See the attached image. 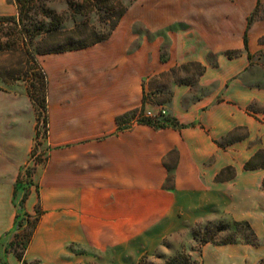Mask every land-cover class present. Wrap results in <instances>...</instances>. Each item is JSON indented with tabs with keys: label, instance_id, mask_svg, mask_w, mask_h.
Here are the masks:
<instances>
[{
	"label": "crops",
	"instance_id": "obj_1",
	"mask_svg": "<svg viewBox=\"0 0 264 264\" xmlns=\"http://www.w3.org/2000/svg\"><path fill=\"white\" fill-rule=\"evenodd\" d=\"M257 5L134 0L107 39L41 56L47 152L34 165L25 208L33 212L40 204L44 213L23 259L8 251L7 264H63L71 242L133 250L156 243L183 221L225 215L249 223L264 239V166L245 167L264 150V113L250 110L254 102L264 104V87L227 86L226 70L212 76L236 58L252 64L248 15ZM17 13L15 0H0V16ZM165 36L171 41L168 59L161 55ZM241 49L232 58L231 51ZM209 52L219 53V65L206 63L201 83L218 80L223 87L187 103L191 87L179 82L167 106L145 104V114L166 108L177 126L131 118L119 127L118 117L143 106L147 79L177 64L206 62ZM36 141L37 110L28 90H0V241L16 227V182L34 147L41 148ZM228 167L233 175L226 171L219 178ZM263 260L264 243L209 241L189 264Z\"/></svg>",
	"mask_w": 264,
	"mask_h": 264
},
{
	"label": "rangeland",
	"instance_id": "obj_2",
	"mask_svg": "<svg viewBox=\"0 0 264 264\" xmlns=\"http://www.w3.org/2000/svg\"><path fill=\"white\" fill-rule=\"evenodd\" d=\"M83 1H91L96 6L90 12L85 10L88 9L87 7L84 8L86 12H81L77 3ZM133 1L29 0L23 6L22 19L19 18V8L18 13L15 15L0 16V90L21 92L32 89L37 94L41 93L38 87L41 84V75L45 72L41 56L56 47V43H61L68 38L71 34L70 31L75 29L77 24L87 23L90 30L94 29L96 33L107 34L111 31L116 20L113 15H117L122 6L128 7ZM246 1L249 8H252L256 0ZM111 3L114 4L112 8ZM53 13L59 15L61 19L57 26L58 31L56 33L58 34L53 33ZM248 16H251L253 21L250 31V49L254 53L252 64L245 67L243 62L236 58L232 60L236 62L226 66V69L224 67L220 70L216 68V72L212 76L218 79L223 75V70H226V75L229 78L227 86L235 83L237 88L244 86L264 87V0H258L255 13L253 15L249 13ZM148 36L155 37L152 34ZM170 44L169 37L165 36L161 51L164 59L170 57ZM243 52L245 50L241 49L231 51L230 54H232V58H235ZM206 63L217 67L219 65V53L209 52L206 62L189 61L188 63L177 64L147 79V91L151 100L159 103L170 96L172 97L173 88L179 82L188 83L191 87L185 98L187 103L216 92L220 87H223L218 80L207 85L201 83V78L207 71ZM198 64H201L204 70L206 67L205 72H201L202 69ZM168 104L169 102L164 103V106ZM163 109L166 110V108ZM250 110H260L264 113V104L254 102L251 104ZM167 116L169 117L166 110V113L162 114L160 119L162 120ZM261 117L264 119L263 114H261ZM39 127H41V133L37 137L35 145L39 144L41 148L36 149L34 147V160L31 159V162L25 168L26 170L24 169L25 171H27V167H34L35 162L43 160L46 156L47 146H45V140L48 132L45 133V124L42 118ZM174 158L175 156L172 155L171 160ZM30 178L25 174L19 184L16 197L19 216L16 219L21 225L16 226L9 235L1 239L0 264H7L6 254L8 251L15 248L21 250L22 244L18 245L17 241H25L24 235L32 230V219L28 220L24 214L27 210L25 203L22 202V197L29 187L27 181ZM171 182L168 181L167 185H170ZM28 213L36 215V211ZM211 214L213 216L219 215V213L214 212ZM254 234L253 230L243 221H237L229 215L215 219L189 220L183 221L181 227L165 233L156 243L140 245L139 248L133 250L131 247L122 248L119 246V248L118 245L101 247L71 242L64 248L63 258L65 262L63 264H187L194 261V257L201 252L202 246L207 240L215 242L223 240L248 241L255 239ZM255 242L264 243V239H256ZM260 264H264V260Z\"/></svg>",
	"mask_w": 264,
	"mask_h": 264
},
{
	"label": "trees",
	"instance_id": "obj_3",
	"mask_svg": "<svg viewBox=\"0 0 264 264\" xmlns=\"http://www.w3.org/2000/svg\"><path fill=\"white\" fill-rule=\"evenodd\" d=\"M18 4V8L20 11V19H22V12H23V6L29 1V0H15ZM78 9L81 10V12H90L93 10L94 6H96L95 3L91 2V1H83L81 3H77ZM111 8L114 6L113 3L110 4ZM87 7L88 9H85L86 11H84V8ZM126 6H122V9L120 11H118L117 15H113L115 16L116 20L114 21V24L112 26L111 31H109L107 34H99L96 33V31L94 29L90 30L89 26L87 25V23H83V24H77V27H75V29H72L70 32L71 34L69 35L68 38H66L63 42L61 43H56V47H53L52 49L48 50L45 53H50V52H59V51H65V50H73V49H80V48H84L87 46H90L92 44H95L97 42L103 41L105 39H107L112 30L117 26V24L119 23L120 19L123 17V15L125 14V12L127 11ZM52 20H53V29L54 32L56 33L57 30V26L59 25L60 22V18L59 15H57L56 13H53L52 15ZM55 21V22H54ZM58 34V33H56ZM44 53V54H45ZM198 66L202 69L201 72L204 71V67L201 64H198ZM41 91V93H36L34 92L32 89H28V93L31 97V100L33 102V105L35 106V109L37 110V137L40 134V127H39V123L41 121V118L44 120V124H45V133L48 132V99H47V77H46V73L44 72L41 75V84L38 87ZM38 89V90H39ZM171 96L168 97L167 99L159 102L160 104H164L167 103L171 100ZM150 95L149 93H144V97H143V106L141 107V109H137L134 111H131L129 113H126L120 117L117 118V123L119 125V127H121L124 123L129 122V120L131 118H137L138 121L140 123H146V124H150L154 127H164L167 125H173V126H177L178 122L175 119H172L170 117H165L164 119H160V117H152V116H147L144 113V109H145V104L150 101ZM139 113V114H138ZM230 141V140H228ZM223 144V143H221ZM33 155V154H32ZM41 161V160H39ZM259 166H264V150L258 152L257 154H255L245 165L246 168L250 169V168H256ZM34 169L35 167H27V171H23L21 172L20 176L17 179L16 182V188H15V194H14V203L18 208V203L16 201V197L18 195V190H19V184L21 183L23 177L25 174H27L29 177H31L29 179V181H27V183L29 184V187L27 188L26 192L24 193L23 197H22V202L25 203L30 192H31V186L34 184V181L32 179L33 173H34ZM226 171H230L231 175H233L234 170L232 167H228L225 170L222 171V173L219 175V178H222L224 175V172ZM27 172V173H26ZM263 187H264V180H263ZM22 207V204L20 205ZM36 211V215H32L30 213H28L27 211H25V215L27 217V219H32V230L28 233H26L25 236V241H17V244H22V248L21 250L18 249H13L10 251H13L20 259H23L25 251L32 239V236L34 234V231L36 230L38 223L41 219V216L44 212V210L41 208L40 205H38L35 208ZM19 213L17 212V216L16 218H18ZM246 225H249V223L244 222ZM21 225L20 222L17 221L16 219V226L19 227ZM250 229L252 230V228L250 227ZM255 235V234H254ZM257 239L256 235H255V239L253 240H248L246 242H253L256 243L255 240ZM215 242L213 240H207L206 242ZM221 242H235V240H223ZM189 264V263H187Z\"/></svg>",
	"mask_w": 264,
	"mask_h": 264
},
{
	"label": "built area",
	"instance_id": "obj_4",
	"mask_svg": "<svg viewBox=\"0 0 264 264\" xmlns=\"http://www.w3.org/2000/svg\"><path fill=\"white\" fill-rule=\"evenodd\" d=\"M166 113V110L165 109H163L161 112H160V114H158V115H153L151 112H149V113H146V115L147 116H152V117H161V115L162 114H165ZM41 128V127H40ZM40 133H41V129H40ZM40 135V134H39ZM33 156H35L34 154L32 155V159L34 158ZM34 160V159H33ZM35 164H36V162H35Z\"/></svg>",
	"mask_w": 264,
	"mask_h": 264
}]
</instances>
